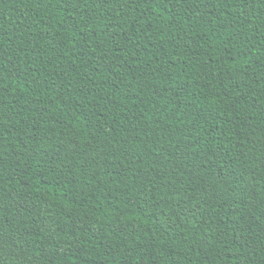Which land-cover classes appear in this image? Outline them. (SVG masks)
<instances>
[{"label": "trees", "instance_id": "1", "mask_svg": "<svg viewBox=\"0 0 264 264\" xmlns=\"http://www.w3.org/2000/svg\"><path fill=\"white\" fill-rule=\"evenodd\" d=\"M0 264H264V0H0Z\"/></svg>", "mask_w": 264, "mask_h": 264}]
</instances>
